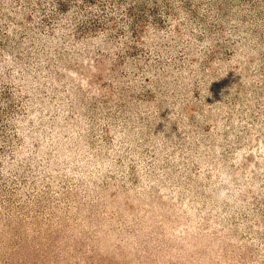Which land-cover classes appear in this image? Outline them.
Returning <instances> with one entry per match:
<instances>
[{"label":"rangeland","instance_id":"obj_1","mask_svg":"<svg viewBox=\"0 0 264 264\" xmlns=\"http://www.w3.org/2000/svg\"><path fill=\"white\" fill-rule=\"evenodd\" d=\"M0 264H264V0H0Z\"/></svg>","mask_w":264,"mask_h":264}]
</instances>
